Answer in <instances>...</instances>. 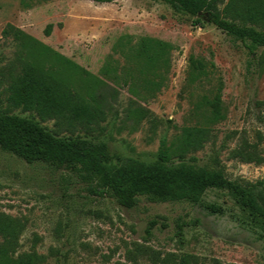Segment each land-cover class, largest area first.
<instances>
[{"label": "rangeland", "instance_id": "374dc122", "mask_svg": "<svg viewBox=\"0 0 264 264\" xmlns=\"http://www.w3.org/2000/svg\"><path fill=\"white\" fill-rule=\"evenodd\" d=\"M48 25L52 30L45 36ZM7 26L101 79L107 62L117 76L123 75L124 63L112 51L120 36H130L132 42L150 37L170 44L167 87L154 98L141 100L121 83L106 81L108 92H115L107 96L104 121L89 136L107 145L108 165L118 169L131 161L155 162L163 138L171 141L182 128L200 123L211 130V138L201 151L188 156L195 159L196 168L218 171L264 198V49L249 55L242 44L213 26L193 28L191 17L157 0L103 5L90 0H0V69L19 51L11 38L1 37ZM190 57L204 60L208 67V75L195 83L190 81ZM38 62L43 65V56ZM218 88L225 119L207 125L195 107L204 97L211 99ZM131 106L150 115L135 120L128 114ZM2 112L56 130L54 121L43 122L34 112L12 108L0 84ZM244 141L255 146L261 165L230 158ZM206 205L220 208L221 213L210 214ZM0 212L24 223L19 252L34 247L40 264H180L182 260L264 264V228L252 222L226 189L207 190L199 205L139 199L136 207L125 209L113 199L88 193L68 170L28 165L0 149ZM150 223L155 225L147 236ZM177 223L183 224L181 239L176 237Z\"/></svg>", "mask_w": 264, "mask_h": 264}, {"label": "trees", "instance_id": "16d2710c", "mask_svg": "<svg viewBox=\"0 0 264 264\" xmlns=\"http://www.w3.org/2000/svg\"><path fill=\"white\" fill-rule=\"evenodd\" d=\"M90 1L103 5L117 0ZM157 1L191 17L193 28L213 26L242 44L249 55L264 49V0ZM51 30L52 26L48 25L45 36H49ZM1 37L11 38L19 48L14 61L0 69V84L5 86L9 105L23 112H34L43 122L54 121L56 130L50 131L33 120L2 112L0 149L28 165L41 163L56 170H68L86 185L88 193L113 199L125 209L136 207L139 199L150 204L199 205L207 190L226 189L232 192L252 222L264 228V198L260 193L244 190L218 171L196 168L195 159L188 158L201 151L210 140L208 127L200 123L184 127L173 140H161L155 162L131 161L118 169L108 165L107 145L89 136L88 133L104 121L109 108L107 96L115 92H108L106 81L117 86L121 83L130 95L141 100L154 98L167 87L173 50L170 44L150 37L132 42L130 36H120L112 51L124 63L123 75L117 76L114 67L107 62L101 70V79L11 26L2 31ZM41 56L43 65L38 62ZM188 62L192 83L208 75L204 60L190 57ZM128 114L135 120L150 115L143 108L132 106ZM195 114H200L201 118L203 115L207 125L222 122L225 115L221 88L211 99L204 97L196 105ZM61 130L66 134H61ZM230 158L244 164L263 163L255 146L245 141L230 152ZM204 208L210 214L221 213L214 205ZM154 225L150 223L146 229L147 236ZM176 228V237L181 239L183 224L177 223ZM24 229L20 220L0 212V264H40L41 256L34 247L19 252V238ZM180 264L189 263L182 260ZM213 264L220 263L214 261Z\"/></svg>", "mask_w": 264, "mask_h": 264}]
</instances>
